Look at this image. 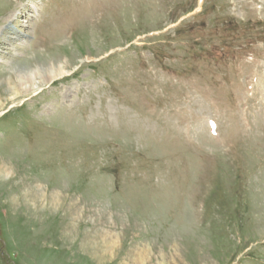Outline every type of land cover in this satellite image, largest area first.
Here are the masks:
<instances>
[{
  "label": "rangeland",
  "instance_id": "1",
  "mask_svg": "<svg viewBox=\"0 0 264 264\" xmlns=\"http://www.w3.org/2000/svg\"><path fill=\"white\" fill-rule=\"evenodd\" d=\"M0 230V264H264V0H0Z\"/></svg>",
  "mask_w": 264,
  "mask_h": 264
},
{
  "label": "bare ground",
  "instance_id": "2",
  "mask_svg": "<svg viewBox=\"0 0 264 264\" xmlns=\"http://www.w3.org/2000/svg\"><path fill=\"white\" fill-rule=\"evenodd\" d=\"M63 67H57L56 65L51 66L46 70L45 73L37 72L36 76H39L41 79L48 83H52L53 81H57L62 78L63 75L66 74V72L63 71ZM33 75H30L29 77L23 76V78L30 82L33 79H31Z\"/></svg>",
  "mask_w": 264,
  "mask_h": 264
},
{
  "label": "water",
  "instance_id": "3",
  "mask_svg": "<svg viewBox=\"0 0 264 264\" xmlns=\"http://www.w3.org/2000/svg\"><path fill=\"white\" fill-rule=\"evenodd\" d=\"M0 235H1V230H0ZM2 241V240H1ZM2 243H3V247H5V242L4 241H2Z\"/></svg>",
  "mask_w": 264,
  "mask_h": 264
}]
</instances>
